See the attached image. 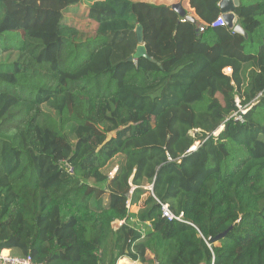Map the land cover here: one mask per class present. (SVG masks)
<instances>
[{"label":"trees","instance_id":"trees-1","mask_svg":"<svg viewBox=\"0 0 264 264\" xmlns=\"http://www.w3.org/2000/svg\"><path fill=\"white\" fill-rule=\"evenodd\" d=\"M80 1L0 0V56L17 53L0 62V250L264 264V0L235 8L247 38L211 27L220 0H188L196 23L167 4L92 0L90 32L66 21ZM137 25L148 58L129 60Z\"/></svg>","mask_w":264,"mask_h":264},{"label":"water","instance_id":"water-1","mask_svg":"<svg viewBox=\"0 0 264 264\" xmlns=\"http://www.w3.org/2000/svg\"><path fill=\"white\" fill-rule=\"evenodd\" d=\"M239 6V0H220L219 2V8L221 12V16L223 18L224 24L234 33H238L243 35L245 38H247V32L241 27V25L238 23L237 16L235 15V8ZM171 9L178 13L179 17L181 19L189 20L191 22L196 23V20L193 15H190L187 13L184 9V7L180 3H175L170 5ZM135 33L137 36V42L138 46L136 48L135 53L132 57H129V60L139 57H145L148 58L145 47L143 45L142 40V28L140 25H137L135 29ZM154 61V60H153ZM155 62V61H154ZM195 149V147H193ZM129 196V194H127ZM225 232L220 233L215 238L211 239V241L220 240L224 236Z\"/></svg>","mask_w":264,"mask_h":264},{"label":"built area","instance_id":"built-area-1","mask_svg":"<svg viewBox=\"0 0 264 264\" xmlns=\"http://www.w3.org/2000/svg\"><path fill=\"white\" fill-rule=\"evenodd\" d=\"M225 25L222 16H218L217 19L211 23V27H217ZM199 30L202 31L203 27H199ZM223 72L227 75L231 74V68L225 67L223 69ZM238 102V99H237ZM240 111L244 112L240 107ZM239 118V117H237ZM63 165L68 172V174H73L74 169L69 163H66L63 161ZM127 206L129 207V204L127 203ZM161 214L163 217H165L167 220H177V221H183V214L180 213L178 215H175L169 208L167 203L161 204ZM123 221H115V226L121 225ZM0 264H46L43 262H35L33 261L32 257L30 255L20 256L14 253L12 249H2L0 250Z\"/></svg>","mask_w":264,"mask_h":264},{"label":"rangeland","instance_id":"rangeland-1","mask_svg":"<svg viewBox=\"0 0 264 264\" xmlns=\"http://www.w3.org/2000/svg\"><path fill=\"white\" fill-rule=\"evenodd\" d=\"M92 0H81L80 3L75 6L71 5L69 7V11L65 14L66 16V21L71 24L79 27L82 29L83 32H90L93 31V27L89 25V20L86 17V7L90 5V2ZM142 1H147V2H153V3H162V4H168L172 5L175 3H180L182 6L185 7L186 10H188L189 13L193 12L188 9V6H186V1L185 0H142ZM17 57V53L13 50H7L6 52L3 53L2 56H0V62H8L12 61ZM115 163V161H113Z\"/></svg>","mask_w":264,"mask_h":264},{"label":"crops","instance_id":"crops-1","mask_svg":"<svg viewBox=\"0 0 264 264\" xmlns=\"http://www.w3.org/2000/svg\"><path fill=\"white\" fill-rule=\"evenodd\" d=\"M186 1V6H188V9H190L191 11H192V9L189 7V5H188V0H185ZM152 2V1H151ZM166 4V3H165ZM168 5V4H167ZM182 5V4H181ZM184 7V6H183ZM184 9H185V7H184ZM190 15H193L194 16V18H195V20L196 21H198L197 20V18L195 17V15H194V13L192 14V13H189ZM131 210L133 211V212H136L137 210H138V207L137 206H132L131 207ZM15 254H16V252H14ZM124 263H131L129 260H127L126 258H123V259H120L119 261H118V264H124Z\"/></svg>","mask_w":264,"mask_h":264}]
</instances>
